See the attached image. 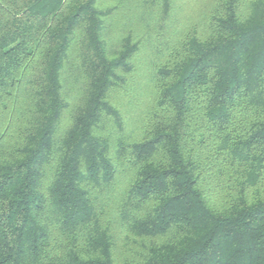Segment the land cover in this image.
<instances>
[{
	"label": "trees",
	"instance_id": "1",
	"mask_svg": "<svg viewBox=\"0 0 264 264\" xmlns=\"http://www.w3.org/2000/svg\"><path fill=\"white\" fill-rule=\"evenodd\" d=\"M0 264H264V0H0Z\"/></svg>",
	"mask_w": 264,
	"mask_h": 264
},
{
	"label": "rangeland",
	"instance_id": "2",
	"mask_svg": "<svg viewBox=\"0 0 264 264\" xmlns=\"http://www.w3.org/2000/svg\"><path fill=\"white\" fill-rule=\"evenodd\" d=\"M191 9V8H190ZM190 9H189V11H190Z\"/></svg>",
	"mask_w": 264,
	"mask_h": 264
}]
</instances>
